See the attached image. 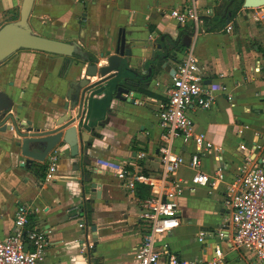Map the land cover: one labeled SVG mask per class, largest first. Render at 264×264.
I'll use <instances>...</instances> for the list:
<instances>
[{"label": "crops", "instance_id": "crops-1", "mask_svg": "<svg viewBox=\"0 0 264 264\" xmlns=\"http://www.w3.org/2000/svg\"><path fill=\"white\" fill-rule=\"evenodd\" d=\"M191 1L34 0L30 16L33 30L48 37L75 41L81 47L80 52L63 56L32 49L17 51L0 63V92L5 94L0 96V102L8 96L15 107L23 106L22 115L32 124L58 117L62 112L58 105L65 103L63 96L69 83L86 77L87 52L97 56L98 66L107 64L100 53L114 52L121 27L126 30L127 46L132 49L129 62L132 71L127 75L134 77V81L129 86L130 101L119 100L114 94L108 105L103 98L112 91H107L106 81L87 93L84 134L86 138L92 137L93 148L84 162L71 155L67 144L57 149L60 164L53 181L39 177L34 165L20 167L22 158L12 152L15 146L0 140V237L12 233L16 210L24 203L31 210L30 224L45 230L50 239V247L40 264H125L133 259L149 231L141 218L145 198L138 187L131 190L123 185L115 171L125 166L132 172H161L159 146L163 130L159 103L168 99L174 70L190 42L189 37H180V24L170 13L175 7L190 6ZM195 1L202 18L214 17L217 9H221L224 12L221 16L227 19L225 25L214 31H208L204 21L201 24L195 55L215 100L210 108H189L197 131L204 132L221 148L208 152L201 170L214 176L220 165L224 178L215 188H186L179 197L181 225L162 241L181 256L208 259L214 254V238L202 243L199 232L219 228L233 231L230 210L226 207L227 189L264 132V75L257 71L264 62V10L255 13L254 8L241 6L230 21L232 14L227 11L236 8V0ZM22 2L0 0V27L19 18ZM228 3L230 6L224 10ZM228 24L232 25L230 31ZM159 33L173 40L179 37L178 46H173L168 38L158 39ZM167 51L171 55L163 61L160 56ZM138 78L146 82L152 94L134 89L140 85ZM101 79L94 76L90 83ZM181 145L178 140L177 151L189 158L192 145ZM80 162L82 170L92 174V182L100 184L95 199H90V183H86V193L83 192L76 171ZM194 173L184 166L178 177L191 184ZM87 202L91 208L89 224L85 215L76 217ZM94 224L97 230L92 232ZM94 235L98 244L94 243ZM88 243L93 247L89 248ZM222 249L225 264L257 263L253 253L237 249L230 241L223 242Z\"/></svg>", "mask_w": 264, "mask_h": 264}, {"label": "built area", "instance_id": "built-area-1", "mask_svg": "<svg viewBox=\"0 0 264 264\" xmlns=\"http://www.w3.org/2000/svg\"><path fill=\"white\" fill-rule=\"evenodd\" d=\"M210 12L208 10L207 14ZM170 17L180 25L191 24L193 33L185 55L172 76L168 99L159 103L158 114L163 130L159 146L161 172H132L125 166L115 171L118 179L128 189L135 190L138 185H145L150 192L142 201L141 215L149 231L136 248L133 259L125 264H225L222 243L226 241H230L237 249L253 253L256 264H264V132L259 135L260 141L255 143L246 160L238 167L237 174L227 189L226 207L230 210L233 231L219 228L199 232V241L202 243L214 238L213 256L208 259L181 256L170 248L168 242L158 240V237L168 235L180 227L179 197L186 188H215L224 178V168L220 165L214 176L201 170L202 160L208 152L221 148L216 147L204 132L197 131L189 113L190 107L210 108L215 100L195 55V45L203 23L199 7L192 0L188 7L178 6L172 9ZM231 29L232 25L228 24L227 30ZM257 71L264 75V62ZM87 114L88 107L85 103L82 112L84 123ZM239 131L242 132V129L239 128ZM178 140L182 145H192L189 158L177 151ZM241 148H245V145L242 144ZM143 156V153L139 154L140 158ZM59 164L60 153L54 149L46 160L45 181L50 182L56 178ZM184 166L195 171L191 184L178 177V171ZM30 214L28 205L22 203L18 206L12 233L5 238L0 237V264H40L44 259L50 247V239L45 230L30 224ZM81 215L78 211L76 217ZM84 225V222L80 223L81 227ZM88 247L92 248L93 244L88 243Z\"/></svg>", "mask_w": 264, "mask_h": 264}, {"label": "water", "instance_id": "water-1", "mask_svg": "<svg viewBox=\"0 0 264 264\" xmlns=\"http://www.w3.org/2000/svg\"><path fill=\"white\" fill-rule=\"evenodd\" d=\"M33 4L34 0H23L19 18L0 27V63L21 49L63 56H74L80 52L81 47L75 41L48 37L33 30L30 23ZM241 6L244 9L261 8L264 7V0H243ZM189 39L191 40V37ZM131 56L132 49L127 46L126 30L121 27L114 52L107 50L100 53V57H106L107 64L98 66L100 60L97 56L95 61H89L86 68L88 78L84 77L69 83V89L63 96L65 103L58 105L62 109L61 114L58 117H51L49 121L45 119L38 124H32L25 118V114L22 115L23 106L15 107L13 100L6 96V100L0 102V140L7 141L12 147L15 146L16 151L12 152L22 158L20 167L30 168L34 165L38 172L46 163L48 154L54 149H62L66 144L70 147L71 155L76 157L78 162L79 159L84 162L93 148L92 137H85L84 131L87 128L82 120L87 93L95 85L106 81L107 91H112L111 93L119 100L130 101L129 86L133 83L134 77L127 73L132 71L129 68ZM94 76L102 79L90 83V79ZM0 96L5 97V94L0 92ZM105 121H109V118ZM81 165V162L76 165V171L80 174L83 192L86 193V183H90V199H95L99 195L100 184L92 182V174L82 170ZM85 222L88 224L87 220ZM90 229L95 232L96 224ZM98 242L94 235V243L98 244Z\"/></svg>", "mask_w": 264, "mask_h": 264}, {"label": "trees", "instance_id": "trees-1", "mask_svg": "<svg viewBox=\"0 0 264 264\" xmlns=\"http://www.w3.org/2000/svg\"><path fill=\"white\" fill-rule=\"evenodd\" d=\"M237 2H238V5L236 6V8L234 9V10H232V9H228V11H227V14H229V12H231V16H230V21H232V20H234V18L236 17V15H237V12H238V10H239V8L241 7V5H242V1L243 0H236ZM230 6V4L228 3V4H226L225 5V9L224 10H226V7L227 6ZM218 11L216 12V14L214 15V17H211V16H206L205 18H202L203 19V21H204V26L205 27H207L206 29L208 30V31H214V30H216L215 28H218L219 27V25H225V23H226V18H224L223 16H221L222 14H224V12H223V10H221V9H217ZM222 12V13H221ZM180 30H181V34H180V37H191V35H192V33H193V27H192V25H190V24H186V25H180ZM162 37H165V38H168V39H170V41H171V43H172V45L173 46H178V43H179V37L177 38V39H175V40H173V39H171L167 34H162V33H159V37H158V39L159 38H162ZM179 48L180 49H182V47L181 46H179ZM262 51H263V53H264V49H262ZM168 53V54H167ZM170 55H171V53H169L168 51L167 52H165V55H162V56H160L162 59H163V61H164V59H167V58H169L170 57ZM172 57L176 60V61H178V58L176 57V55L175 54H173L172 55ZM86 60L87 61H95L96 60V56L95 55H93L92 53H90V52H87V58H86ZM153 62V61H152ZM151 62V63H152ZM138 80V82L140 83V85H138V86H136V87H134V89L136 90V91H138V92H141V93H145V94H152L150 91H148L147 90V84H146V82H143L142 80V78H138L137 79ZM113 95L114 94H108V95H106V97L105 98H103L107 103H108V105H109V103H110V101H111V99H112V97H113ZM45 168H46V163L43 165V167H42V169L38 172V175H39V177H43V176H45ZM41 172H42V174H41ZM138 192L140 193V195H141V197L142 198H146V197H148L149 195H150V192H149V188L147 187V186H143V185H140V186H138ZM81 210H80V213L82 214V215H85L86 216V220L88 221V224L90 223V221H91V208L89 207V204H88V202L85 204V205H83L81 208H80ZM87 224V223H86Z\"/></svg>", "mask_w": 264, "mask_h": 264}, {"label": "rangeland", "instance_id": "rangeland-1", "mask_svg": "<svg viewBox=\"0 0 264 264\" xmlns=\"http://www.w3.org/2000/svg\"><path fill=\"white\" fill-rule=\"evenodd\" d=\"M262 9H264V8H257V9H253V12L255 11V13L256 12H261V11H263ZM37 29H39V28H37ZM166 238V235H163V236H160V237H158V240L159 241H162V240H164Z\"/></svg>", "mask_w": 264, "mask_h": 264}]
</instances>
